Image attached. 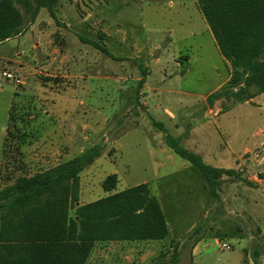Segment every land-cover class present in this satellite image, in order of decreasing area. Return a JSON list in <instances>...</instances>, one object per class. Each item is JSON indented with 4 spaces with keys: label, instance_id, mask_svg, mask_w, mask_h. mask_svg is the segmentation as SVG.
<instances>
[{
    "label": "rangeland",
    "instance_id": "rangeland-1",
    "mask_svg": "<svg viewBox=\"0 0 264 264\" xmlns=\"http://www.w3.org/2000/svg\"><path fill=\"white\" fill-rule=\"evenodd\" d=\"M57 15L59 23L42 9L21 35L0 43L1 173L30 177L100 144L102 155L81 173L79 205L149 183L170 236L145 246L97 243L88 264H160L174 251L179 264H264V93L252 89L249 101L231 96L209 106L233 69L197 0H63ZM4 70L24 84L5 79ZM13 102L42 134L18 161L1 158ZM152 118L206 164L240 177L224 176L212 198ZM217 239L231 248L220 249ZM139 250L149 254L144 263Z\"/></svg>",
    "mask_w": 264,
    "mask_h": 264
},
{
    "label": "trees",
    "instance_id": "trees-1",
    "mask_svg": "<svg viewBox=\"0 0 264 264\" xmlns=\"http://www.w3.org/2000/svg\"><path fill=\"white\" fill-rule=\"evenodd\" d=\"M61 1L0 0V43L21 35L25 24L34 23L42 9L59 23L57 6ZM197 3L221 55L233 69L227 85L207 97L209 106L223 97L249 101L257 95L252 89L264 93V0ZM80 39L118 60L99 42ZM141 68L140 88L147 78ZM28 117L25 108L12 103L1 158L20 160L23 148L42 136L40 130L31 128ZM152 121L165 133L166 145L199 170L212 198H219L224 176L240 177L234 169L206 164L199 154L181 145V137L172 135L161 122ZM102 152L100 144L94 145L54 168L15 180L0 169V264H87L100 242L169 238L166 215L149 183L79 205L81 173ZM179 257L174 251L170 260L160 264H178Z\"/></svg>",
    "mask_w": 264,
    "mask_h": 264
},
{
    "label": "crops",
    "instance_id": "crops-1",
    "mask_svg": "<svg viewBox=\"0 0 264 264\" xmlns=\"http://www.w3.org/2000/svg\"><path fill=\"white\" fill-rule=\"evenodd\" d=\"M210 29V28H209ZM211 31V30H210ZM212 34V33H211ZM213 36V35H212ZM214 38V37H213ZM214 41H215V39H214ZM215 44H216V42H215ZM217 46V45H216ZM21 54H23V52H20L19 53V55H21ZM24 65L23 64H20V67H23ZM23 84H24V82H23ZM81 89L82 90H88L86 87H81ZM149 90L150 88H148L147 86H146V88L144 89V90ZM15 90H17V87L15 88ZM151 90V89H150ZM154 90H157V89H154ZM15 95H16V92H15ZM79 107H81L82 109H87V108H89V107H85V105H84V103H83V101L82 102H80L79 103ZM46 113H48V112H46ZM87 204V203H86ZM114 242L115 241H110V242H103V243H107V245H110L111 243H113L114 244ZM116 242H118V241H116ZM119 242H130V243H137L138 245H141V246H145V245H150V244H153L154 242H159V241H119ZM203 242V241H202ZM201 241L200 242H198V244L199 245H201V243H202ZM220 242H222L221 240H218L217 239V245H218V247L220 248V249H223L221 246H220ZM197 246L196 248H195V251H194V257L196 256V251H197V249L200 247V246ZM199 250V249H198ZM100 255L102 256V257H109V252H106V250H100ZM136 256L137 257H139L140 258V262L141 263H144V261H145V258H147V257H149V254L148 253H145L143 250H139L138 251V254H136ZM122 257V256H121ZM181 257V256H180ZM180 257H179V263H180ZM90 259H91V256H90ZM100 261H101V259H100ZM90 262H91V260H90ZM89 261L87 262V264L88 263H90ZM178 263V264H179Z\"/></svg>",
    "mask_w": 264,
    "mask_h": 264
},
{
    "label": "built area",
    "instance_id": "built-area-1",
    "mask_svg": "<svg viewBox=\"0 0 264 264\" xmlns=\"http://www.w3.org/2000/svg\"><path fill=\"white\" fill-rule=\"evenodd\" d=\"M1 74H2V76L5 79L14 82L17 85L18 84L21 85L23 83V80H22V78L19 75H16L14 73L8 72L7 70H4ZM220 246L222 248H225V249H230L231 248L230 245L227 242H224V241L220 242Z\"/></svg>",
    "mask_w": 264,
    "mask_h": 264
}]
</instances>
